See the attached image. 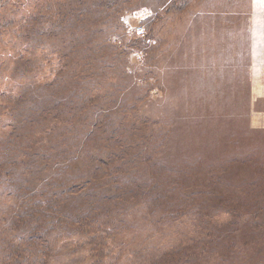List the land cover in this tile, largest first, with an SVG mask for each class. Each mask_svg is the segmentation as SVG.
<instances>
[{
  "label": "rangeland",
  "instance_id": "obj_1",
  "mask_svg": "<svg viewBox=\"0 0 264 264\" xmlns=\"http://www.w3.org/2000/svg\"><path fill=\"white\" fill-rule=\"evenodd\" d=\"M43 1L23 3L27 11L0 6V15L5 16H0V160L18 156L17 149L7 146L6 137L11 128L6 124L7 119L20 118L22 125H16V132L22 134L21 141L11 144L22 147L29 143L26 150L36 147L37 143H42L40 149L50 146L49 150L51 147L52 150L47 152L54 162L61 157L56 147L59 145L67 149L65 163L61 166L62 177L67 183L75 176H83L88 166V170L91 167L97 169L94 177L101 184L107 178L99 177L98 173L115 171V161H102L98 157L99 162L92 165L91 159L88 161L92 153L96 156L100 152L110 154L114 159L112 149L100 147L96 152L93 139L103 134L104 129L111 131L112 126L125 117H122L124 107L141 98L142 109L136 106L137 114L145 112L154 117L163 113L172 124L161 116L160 124L168 128L169 134L152 160L131 169L134 160L122 158L121 164L133 174L130 178L124 176L121 186L124 182L129 185L136 181L142 184L153 182L146 201L143 200L148 204L149 212L143 209L144 204L127 194L119 192L113 196L107 189L110 208L101 203L106 209L104 211L99 205L100 218L108 217L112 223L113 217L118 218L119 221L113 223L118 234L112 240L100 242L98 251L106 256L98 264H151V260L165 257V252L169 255L167 257L180 258L177 264H264V53L260 52L261 60L255 51L259 43L264 44V0H191L183 9L167 13L161 6L156 9L158 0H133L130 9H125V5L119 16L116 13L112 32L105 35L100 50H89L84 46L88 36L85 33L90 31L82 29L79 24L75 31L85 35L79 37L84 55L81 61L73 59L68 69L71 74L76 68L81 81H75L69 91L58 97L52 95L59 89L58 83L66 86L69 82L64 77L55 78L57 68L39 60L42 47L30 51V40L34 44L31 35L20 36L22 32L15 30L20 27L19 17L24 19L28 13L33 16L43 11ZM58 2L54 0L46 5L53 8ZM138 10L151 13L144 23L145 34L140 36L127 32V22H131L129 17ZM154 15L157 18L151 21ZM133 51L140 52V65L131 59ZM235 54L238 64L226 63L229 59L231 62L236 59L233 58ZM98 55L105 58V62L94 68L91 59ZM203 67L204 72L200 70ZM187 68L195 69L194 73L191 75ZM180 75L183 81L187 80V89L197 88L201 82L199 88L183 93ZM68 80L74 81L69 76ZM189 80L198 82L193 86ZM48 83L50 89L44 90L43 86ZM221 86H225L223 94L215 96V88ZM230 92L231 96L237 94L235 98L240 97L241 102H236L235 107V98H231ZM18 96H25L20 106L14 100ZM80 99L81 106L77 102ZM215 99L227 101L230 111L224 110L227 104L219 108L210 103ZM91 105H94L93 118L97 105L103 107L109 116L105 120L106 127L103 123L87 139L85 129L76 128L79 121L83 124L85 120L77 119L82 112L78 114L80 110L75 107L86 109ZM41 107L66 110V114L70 112L73 118L68 116V125H60L45 137V128L34 124L25 126L24 120L27 115L39 113L37 110ZM210 110L216 114L207 116ZM133 116L135 112L129 116L130 120ZM217 134L224 135L225 140L220 145L210 144ZM148 142L145 140L144 146ZM78 145L77 159L69 160ZM3 147L9 151L8 155L1 150ZM27 164L35 168L38 161L31 159ZM173 169H180V172L176 175ZM209 170L218 177L229 176V179L210 186ZM192 178L198 184L195 188L193 186L197 184L189 182ZM181 181L187 182L183 189L178 185ZM235 182H244L247 188L227 198L222 192L227 183ZM193 190L191 209L183 205L174 216L168 213L184 203L185 195L188 196L185 201H188ZM10 192L0 175V219L6 217L3 209L10 211L13 204ZM0 227L6 226L0 224ZM208 231L216 238L229 237L233 249L219 255L211 250L203 256H199L200 250L194 253L191 246L199 243ZM76 251L58 253L44 264H97L93 262L88 247ZM1 253L5 254V251L0 250Z\"/></svg>",
  "mask_w": 264,
  "mask_h": 264
},
{
  "label": "trees",
  "instance_id": "obj_2",
  "mask_svg": "<svg viewBox=\"0 0 264 264\" xmlns=\"http://www.w3.org/2000/svg\"><path fill=\"white\" fill-rule=\"evenodd\" d=\"M28 1L29 0H0V6H7L8 8L19 11H27L23 3H27ZM33 1L34 0H30L28 4ZM45 1L46 0L42 2L45 4L42 8L43 11L33 16H29L28 13L24 19L19 17L18 21L20 27L15 30L17 33L22 32L20 36L31 35L34 38V44L30 40L32 44L30 51L33 52L42 47V58L39 60L45 61L46 64H51L54 68H57L55 71L57 76L55 75V78L61 79L64 77L63 79L69 82L68 84L64 82L67 84L66 86L63 85L62 82L58 83L59 89L52 92L54 97H58L61 93L65 94L66 91H69L75 84V81H81L79 73L75 71L76 68L71 71V74L69 72L70 69H68L70 65L73 64V59L81 61L84 55L80 47L81 40L79 37L83 38L88 34L86 37L87 42L84 43V46L89 50H100L105 41V35L108 32H112L113 24L116 22V13L119 16L122 7L125 5V9H130V2L133 0H59L58 4L53 8L46 4H50L54 0H48L46 3ZM190 1L191 0H158L156 9H159V6H161L166 9V13L169 11L175 12L177 9H183ZM141 2H143V0H141ZM156 15L151 17L152 19L150 20H156ZM79 24L82 25V29L90 32H86L85 35L76 32L75 30H77ZM14 27L15 25L13 24L12 28ZM147 40L149 41L148 38ZM87 52L89 53V51ZM39 55L40 53L38 56ZM236 56L235 54L233 58H236ZM238 57L240 58V55ZM93 61L95 63L94 68H96L97 65H101V63L105 62V58H101L100 55H98L91 59V63ZM228 62L230 64H238L237 58L232 62L229 59L226 63ZM250 63L252 62L250 61ZM83 67L82 69H84ZM189 69L190 68H187L186 71L191 72L192 75L195 69ZM200 70L204 72V67L202 69L200 68ZM68 76L70 80L73 79L74 81H69ZM81 76H83V74H81ZM238 78L239 77L236 75L235 79L237 80ZM179 79L181 80L180 88L183 90V93L191 92L199 88L201 84V82L197 81V88L187 89L185 87L187 80L183 81L181 75ZM172 82L173 81H171V84ZM189 82L193 84V86L197 83L192 80H189ZM43 89H50V84L48 83L43 86ZM200 89L202 90V88ZM224 89L225 86L216 87L214 92L215 96L223 94ZM45 93L46 92L43 94ZM236 95L237 94L231 96L230 92L231 98L234 99ZM24 98L25 96H18L14 100L17 101V105L20 106ZM238 98L240 97H236L233 100L234 107L236 102H241ZM86 101L87 100L84 101V104ZM77 102L80 103L78 105L81 106V99ZM89 103L92 102L89 101ZM210 103H215L221 108L223 105L227 104V101L220 102L219 99H215L211 100ZM138 105L140 106L139 109H142L141 98H138L134 104L124 107L125 112L122 117H125L120 119L118 123H115L111 131H105L104 129L103 134L93 139L96 152L100 147H106L108 150L112 149L114 159H111L110 154L108 156L100 152L97 156L94 153L90 154L88 161L91 159L92 165L99 162V158L102 161L111 163L115 161V171H109L105 174L98 173L99 177L106 176L107 178V180L103 181L101 184L98 183L96 177H94L97 169L95 171L91 167L88 170V166L83 176L77 177L75 174L73 175L75 177H71V182L67 183L61 174V166L63 165L62 163H65L64 158L67 157V149L54 143L53 145H56L57 152L60 153L61 156L60 158L58 157V161L54 162L51 156H49V152H47L50 146L40 149L38 147H40L42 143H37L36 147L26 150L25 147L28 146L29 143L22 147L11 144L20 143L22 134L20 135L19 132H16V125L20 126L22 123L20 118L7 119L6 125L11 128L6 137V142L9 143L7 146H12L17 149L16 154L18 156L0 160V175H2L6 187L11 190L9 195L13 197V204L11 205L10 211L4 208L3 211L6 217L0 219V224H5L6 226L3 228L0 227V250L5 251V254H0V264H36V261H39V264H44L48 258L58 253L69 252L72 254L75 249L78 250L76 252H79L80 248L86 249L87 247L91 251L90 256L93 258V262H97L98 264V262L106 256V253L98 251V245L101 241L104 242L108 239H114L118 234L113 226V223L119 221L118 218L113 217V223L108 217L100 218L101 210L99 205L101 206V203H103L110 208V195L108 190H110L113 196L119 192L123 195L127 194L138 203L144 204L143 209L149 212L148 204L145 201L149 189L152 188L150 184L153 182H143L144 184H142L136 181L132 182V185H129L123 181L124 184L121 186V180L124 176L130 178L133 173L130 174L128 172L131 169L142 165V162H149L156 156L161 142L165 140L169 134L168 128L160 124L162 121L161 116L163 115L164 120L170 121L163 113L162 115L154 117L148 116L145 112L137 114L138 109L135 110V108ZM227 105L228 107H225L224 110L230 111L229 103ZM97 106L95 118L91 116L93 114L94 105L88 106L86 109L84 107H75V109L80 110L78 114L82 112L77 119L83 118L82 120H85L83 124L79 121V126L76 128L77 130H79V128H84L87 133V139L93 136L100 125L103 123L105 127L107 125L105 120H108V112H104L103 107L100 105ZM65 109L67 108L65 107ZM55 110H57L56 113L54 112ZM48 111L53 112V114H50ZM37 112L39 113L34 114V116H25V126L34 124L37 127L45 128V132L43 133L45 137H48L54 130L59 129L60 125H62L61 127L68 125L69 117L71 119L73 118L70 112L67 111L68 114H66V110L60 111L54 107H45L43 109L41 107ZM133 112H135V116L130 120ZM212 113L216 114L214 111L210 110V112H207V116L213 115ZM49 115L53 116L48 118ZM195 125L200 126V123L195 122ZM92 128L93 130L91 131ZM208 133L210 135L214 134ZM204 134L206 135L207 132H204ZM223 136L224 135L217 134L210 141V144L220 145L226 138ZM145 140L149 141L148 144L145 145L146 147L143 144ZM79 146L80 145L75 147L69 160L73 158V160L77 159V150ZM129 146L134 148L128 149ZM1 150L4 151L5 155L9 154L6 147L1 148ZM51 150L52 147L49 151ZM124 156L125 158H132V160H134V167L130 170L121 164ZM31 159L38 161V165L35 168L27 164ZM232 161L236 162V160ZM179 172L180 169H173L174 174L176 173L177 175ZM208 177L210 179V186H217L220 182L221 184L224 182L222 180L229 179V176L218 177L212 170H209ZM61 180L66 182L61 183ZM189 182L197 184L194 178L190 179ZM186 184V181H181L178 185L179 188L183 189ZM197 186L198 184L193 187L195 188ZM246 188L247 185H244V182L227 183V188L222 193H224L227 198H232L237 194V191H243ZM193 192L194 190L189 193L191 197H189L188 201H185L188 199V196L185 195L184 203L172 210L168 209V213L174 216L179 213L183 205H187V207L190 208L191 201L194 197ZM209 192H214V190L209 189ZM101 207L105 211L106 208L103 206ZM94 242H97V244H94ZM233 247L234 244L229 237L219 236L216 238V236L210 232L208 234L205 233L204 238L200 239L199 243L191 246L194 253L196 250H200L201 253L199 256L205 255L207 250H211V253L219 255L226 250L233 249ZM181 250L183 249H179V251ZM1 255H3V258H1ZM163 256L165 257L151 260V264H177L180 261V258L175 259L173 255L167 257L169 256L167 252H165ZM192 258H194V256H192ZM33 259L36 261H33Z\"/></svg>",
  "mask_w": 264,
  "mask_h": 264
},
{
  "label": "built area",
  "instance_id": "obj_3",
  "mask_svg": "<svg viewBox=\"0 0 264 264\" xmlns=\"http://www.w3.org/2000/svg\"><path fill=\"white\" fill-rule=\"evenodd\" d=\"M149 15L151 16V13L147 12L145 10H138V11H135L134 13H132L129 17L131 22H127L128 23L127 32L133 33L137 36L144 35L145 34L144 23L150 17ZM127 21H129V20L127 19ZM145 37L146 36H142L141 38H145ZM130 56H131V59L133 60V62L135 64L140 65V63L142 61V56H141L140 52L133 51ZM156 94H157V90H156Z\"/></svg>",
  "mask_w": 264,
  "mask_h": 264
},
{
  "label": "crops",
  "instance_id": "obj_4",
  "mask_svg": "<svg viewBox=\"0 0 264 264\" xmlns=\"http://www.w3.org/2000/svg\"><path fill=\"white\" fill-rule=\"evenodd\" d=\"M255 51H256V53H257V55H259V57L261 58V60H262V51H263V53H264V44L263 45H261L260 43L258 44V49L256 48L255 49ZM261 52V53H260Z\"/></svg>",
  "mask_w": 264,
  "mask_h": 264
}]
</instances>
